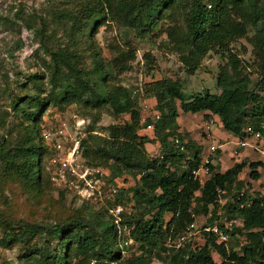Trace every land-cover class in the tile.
<instances>
[{"label":"trees","instance_id":"16d2710c","mask_svg":"<svg viewBox=\"0 0 264 264\" xmlns=\"http://www.w3.org/2000/svg\"><path fill=\"white\" fill-rule=\"evenodd\" d=\"M180 13L183 25L175 19ZM53 17L60 20L69 43L44 50L48 93L34 82L38 93L12 99L21 135L13 142L0 140V183L17 182L42 194L49 178L43 172V161L52 154L43 137L42 116L50 105L64 109L81 104L89 110L106 107L115 116L129 115L123 123L106 127L104 137L92 133L94 127L87 125L81 141V162L106 169V180L116 191L102 212L84 215L77 209L47 226L0 215V246L18 245L22 250L17 262L7 264H119L122 260L125 264H264V195L249 191L241 177L248 167L249 178L259 179L264 160L236 162L224 171L211 165L207 180L200 183L191 170L200 163L203 151L176 121L179 112H203L216 118L219 127L235 139L245 136L249 126L260 134L256 143L264 144V0H72L67 7L56 9ZM107 21L139 36L159 30L161 22L168 21L164 32L189 74L212 50L226 56L216 75L219 92L206 90L188 96L178 80L150 82L146 92L155 99L153 110L159 119L153 123L151 135L143 134L145 123L152 119L140 123L136 95L122 85L107 83L111 70L97 57L93 59L97 82L80 66L76 53L79 36H90ZM249 31L262 72L255 81L230 49L232 42ZM97 121L95 118L93 123ZM173 137L180 139L184 151L174 145ZM149 145L158 146L156 157L149 155ZM124 176L134 183L118 185ZM242 189L244 195L238 198ZM77 203L82 207L88 201L79 198ZM117 207L121 211L116 223L112 210ZM219 209L226 219L238 221L228 230L227 242L205 234L179 250H169L168 239L192 221L191 213H210L200 222L212 224L219 218Z\"/></svg>","mask_w":264,"mask_h":264},{"label":"rangeland","instance_id":"374dc122","mask_svg":"<svg viewBox=\"0 0 264 264\" xmlns=\"http://www.w3.org/2000/svg\"><path fill=\"white\" fill-rule=\"evenodd\" d=\"M70 1L72 0H0V140L13 142L21 135L17 125L20 120L12 109L11 102L14 97L25 93H38L34 82L48 93L50 89L47 83L48 58L44 50L45 48L55 49L69 43L60 20L53 17V12L67 7ZM175 19L177 23L183 25L181 13L177 14ZM42 26L43 31H41ZM167 26H169L168 21H162L159 30L149 35L139 36L128 28L107 21L92 31L90 36H79L76 44L80 66L89 72L91 81L98 80V76L93 72V59L97 57L98 61L111 70L112 74L106 76L107 83L122 85L136 95L141 115L140 123H144L147 117L152 119L155 114L153 110L155 99L146 92L148 84L152 81L165 78L178 80L188 96L206 90L210 93L219 92L216 75L219 67L225 63L226 56L212 50L202 58L194 73L189 74L187 68L181 63L179 54L169 43L164 32ZM252 34V31H249L246 37L232 42L230 49L242 60L248 75L255 81L262 72L250 40ZM33 75L37 76L33 77ZM261 95L264 97V92ZM73 115L84 118L86 126L94 127L95 130L92 133L102 137L107 135L106 127L121 124L129 119L128 114L115 116L106 107L89 110L81 104H72L60 109L50 105L42 116V128L44 130L65 123L68 130L75 133V127L78 126L74 123ZM95 118L98 121L93 123ZM176 121L180 130L187 132V138H194V142L201 146L203 154L206 153L210 144L218 142L221 145L218 152L210 155V159L217 163L221 171L236 162L260 161L262 163L261 161L264 160L257 150L248 146L236 147V139L222 130L213 116H204L203 112H179ZM204 122H209L207 129ZM83 131L86 136V129ZM142 133L152 134L150 129ZM255 145L258 146L257 143ZM147 149L152 157H156L159 153L157 145H149ZM50 157L51 154L45 156L43 161V172L49 174V178L48 182L44 181L42 194L32 192L17 182L0 183V215L2 217L12 220L24 219L47 226L56 220L73 215L77 209L84 215L90 211L104 210L108 198L113 196L110 195V188H113V185L106 180V169L92 167L101 170L102 180L105 179L104 185L99 195L85 200L88 204L80 207L77 203L79 198L73 191L56 186L50 179L52 172ZM248 173L249 168L246 167L241 177L249 191L264 195V173L257 180L250 179ZM123 179H125L124 182H122ZM133 183L134 179L126 176L118 180V185L123 184L124 187ZM125 208L130 209L129 206ZM1 235L0 230V238ZM21 251L18 245H12L10 248L0 246V264H7L8 261L17 262ZM131 253L132 250L125 254L128 257ZM119 264H125V262L122 260ZM154 264L166 263L156 261Z\"/></svg>","mask_w":264,"mask_h":264},{"label":"built area","instance_id":"2783aa9c","mask_svg":"<svg viewBox=\"0 0 264 264\" xmlns=\"http://www.w3.org/2000/svg\"><path fill=\"white\" fill-rule=\"evenodd\" d=\"M74 123L77 124L75 127L76 132H71L68 130V126L63 123L55 127L47 128L43 130V137L52 149V154L50 157V163L52 166V172L50 179L52 182L62 188L68 189L74 192V194L83 200H89L100 194L101 188L103 186L102 172L98 168H92L84 165L81 161V141L85 135L86 120L84 118L76 117ZM159 119V114L155 113L152 118V123L146 125V129H152L153 123ZM206 129L209 126V122H204ZM76 126V125H75ZM245 136L236 139V147H247L252 142H256L260 139V134L257 131L247 126L244 129ZM174 145L181 151L185 150L183 143H181L178 137L172 138ZM254 148L258 149L259 152L264 156V144L255 145ZM220 144L212 143L208 146V151L205 155H202L201 161L197 167L191 170V173L195 179L200 183H204L210 172V166L212 160L210 155H212L218 148ZM236 152V150H235ZM115 188H110V195H114ZM244 190L239 192L238 198L243 197ZM222 200H219L221 203ZM241 207L244 204H240ZM121 211L120 207L112 210L114 216L116 217L115 222H118V212ZM224 211L219 209L216 218L212 224H205V221L200 222V218H208L210 213L206 216H197L191 213L192 221L188 223L183 231L177 235L174 239H169L167 246L169 250H179L186 245L192 244L195 240L201 239L205 234H213L216 236L219 242H227L230 239V234L228 230H231L234 224H238L236 219L228 220L223 217ZM131 242V239H128ZM127 244V242H125Z\"/></svg>","mask_w":264,"mask_h":264},{"label":"crops","instance_id":"0c3cea01","mask_svg":"<svg viewBox=\"0 0 264 264\" xmlns=\"http://www.w3.org/2000/svg\"><path fill=\"white\" fill-rule=\"evenodd\" d=\"M233 138L235 139V137H233ZM190 139L194 141V138L191 137ZM217 143H218V142H217ZM253 146H254V142L251 141V144L248 145V147H250V148H252V149H254V150H257V151L259 152V150H258V149H255ZM207 151H208V149H207ZM207 151H206V153H207ZM206 153H205V154H206ZM259 153H260V152H259ZM205 154L202 153V154H201V157H202V155H205ZM260 154H261V153H260ZM212 164L215 165V164H217V163H215L214 161H212Z\"/></svg>","mask_w":264,"mask_h":264}]
</instances>
